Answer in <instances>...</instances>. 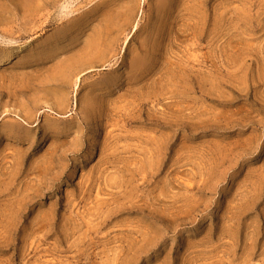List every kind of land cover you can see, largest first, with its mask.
<instances>
[{
	"label": "rangeland",
	"instance_id": "1",
	"mask_svg": "<svg viewBox=\"0 0 264 264\" xmlns=\"http://www.w3.org/2000/svg\"><path fill=\"white\" fill-rule=\"evenodd\" d=\"M1 63L0 264H264V0H0Z\"/></svg>",
	"mask_w": 264,
	"mask_h": 264
},
{
	"label": "bare ground",
	"instance_id": "2",
	"mask_svg": "<svg viewBox=\"0 0 264 264\" xmlns=\"http://www.w3.org/2000/svg\"><path fill=\"white\" fill-rule=\"evenodd\" d=\"M101 36V35H100ZM98 40V39H97ZM97 43V42H96ZM97 45V44H96ZM94 46V45H93ZM93 46L91 47L90 46V48L86 51V53L83 55V56H81L79 59H77V61L75 62V63H71L70 62V65L71 66H75V65H82L83 63H87L89 60V58H90V61L92 60L93 61V58H95L96 56H98V54L100 53V50H99V52H98V47H97V52H93V50H94V48H93ZM95 49H96V47H95ZM92 58V59H91ZM97 58V57H96ZM69 63V62H68ZM68 63H67V65H68ZM0 65H2V63L0 64ZM71 66H66L65 68H63V71L62 72H69L70 70H71ZM64 67V66H63ZM78 67V66H77ZM81 67V66H80ZM79 68V67H78ZM77 68V69H78ZM61 69V68H60ZM60 69H58V70H60ZM58 70H57V72H58ZM74 71V70H73ZM75 71H76V69H75ZM61 72V71H60ZM71 72V71H70ZM69 72V73H70ZM59 73V72H58ZM64 74V73H63ZM65 76V75H64ZM68 76V75H67ZM71 76V75H70Z\"/></svg>",
	"mask_w": 264,
	"mask_h": 264
}]
</instances>
